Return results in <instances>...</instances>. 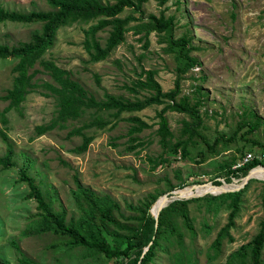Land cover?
Returning <instances> with one entry per match:
<instances>
[{"label": "rangeland", "instance_id": "obj_1", "mask_svg": "<svg viewBox=\"0 0 264 264\" xmlns=\"http://www.w3.org/2000/svg\"><path fill=\"white\" fill-rule=\"evenodd\" d=\"M0 2L6 8L17 10L49 8L45 0ZM166 5L165 12L175 14L176 33L188 31L192 35V42L199 47L192 53L198 57L200 64L185 73L181 87L182 92L190 93L199 84L205 93L200 107L203 117V125L199 128L201 134L210 142L220 133L229 135L236 127L242 110L251 109L260 116L261 123L250 136L264 142V0H168ZM160 7L156 0L143 3L145 13H158ZM129 11L130 8L126 7L121 14ZM86 25L75 21L60 26L54 44L45 51L44 57L68 69L71 77L79 80L95 96L102 97L104 91H109L132 97L133 94L123 87V83L135 77L141 66L157 70L156 79L164 90L173 86L175 61L172 53L165 51L164 43L158 42L155 32L149 34V44L144 47L140 34L130 30L106 58L93 62L88 60L82 45V29ZM38 26L39 23H0V42L12 44L28 39L31 30ZM107 33V28L99 32L102 41ZM12 64V59L0 58V94L11 85ZM37 66L41 67L39 64ZM94 73L100 76L99 83L95 82ZM36 76L37 81H51L45 72ZM43 89L39 86L29 91L20 108L12 107L6 111L5 123L0 120V130L5 132L13 149V165L0 167V261L5 264H26L19 261L22 254L34 260L29 264H86L85 258L77 255L79 249L64 251L53 246L52 243L58 238L55 234L23 232L30 223V213L36 210V202L34 198H24L27 186L25 182L17 180L21 167H27L54 209L65 208L67 217L78 213L71 195V189L76 187L75 176L96 192L110 194L128 214L134 213V210L125 206V202L137 204L150 192L165 190L161 195L173 188L212 182L214 177L224 184L227 181L217 170V161L237 153L236 146L248 149L252 145L250 141L237 137L227 149L201 162L168 151L166 154L172 157L169 162L152 167L151 158L159 157L162 149L155 132V111L161 105L153 104L122 113L123 116L137 114L151 123L138 133L142 145L134 150L127 148L129 122L120 119L114 125L109 123L103 128L86 129V133L93 138L84 152L77 153L71 148L81 141V136H68L67 131L88 118L87 114L67 122L66 127H54L38 134L35 126L49 121L56 109L54 97L42 94ZM6 103L7 100L0 99V109ZM166 114L170 128L177 134L185 113L167 111ZM245 128L238 131L237 136ZM198 138L201 136H196ZM201 144L205 145L203 142ZM5 147L0 134V155ZM178 171L183 185L169 189L167 179L177 183ZM241 177H232L228 184L240 183ZM253 178L256 180L250 181L241 195L240 210L235 225L230 229L233 240L224 238L220 258L247 241L256 232L258 222L264 215L261 199L264 178ZM52 188L57 191L55 198L51 197ZM188 207L196 230L194 240L190 239V233L180 218L178 222L184 232L186 246L197 248L196 264H204L208 245L219 226L226 222L228 209L222 205L217 213H210L205 209V204L199 201L189 202ZM204 222L212 228L208 229ZM14 241L20 248L15 247ZM170 249L174 250L175 246ZM168 255V252L159 250L153 264H172Z\"/></svg>", "mask_w": 264, "mask_h": 264}, {"label": "trees", "instance_id": "obj_2", "mask_svg": "<svg viewBox=\"0 0 264 264\" xmlns=\"http://www.w3.org/2000/svg\"><path fill=\"white\" fill-rule=\"evenodd\" d=\"M45 1L49 5L48 9L29 10L6 8L0 2V23L7 21L39 23L38 27L31 30L28 39L12 44L0 42V58L13 60L11 85L0 94V99L7 100L6 105L0 109L2 123L7 120L6 111L12 107L19 109L26 94L40 86L44 88L42 94L54 97L56 109L49 121L35 126L38 134L54 127H66L67 122L87 114L88 118L67 131L68 136L73 134L81 136V141L71 148L74 152H84L92 140L93 136L87 134L86 129L103 128L109 123L114 125L120 119L129 122L127 148L134 150L138 145H142L138 133L151 123L137 114L123 116L122 113L157 104L161 107L155 111L157 117L155 132L162 149L159 157L151 158L152 167L165 161L169 162L172 157L166 154L168 151L195 162L204 161L227 149L237 137L243 141H250L252 145L248 149L236 146L237 153H231L217 161L216 168L222 178L229 182L232 177L245 175L249 168L260 162L255 156L240 167H232L246 150L250 149L254 153L264 152V142L250 136L261 123L260 116L251 109L242 110L236 127L229 135L220 133L210 142L199 131L203 125L200 107L204 102L205 93L201 91L199 84L195 85L190 93L182 92L181 87L185 73L200 64L198 57L192 53V50L199 47L192 42V35L188 31L176 33L175 14L165 12L168 0H156L157 4L162 6L158 13H145L143 3L147 0ZM126 7L130 8V11L122 15ZM75 21L87 24L82 29V45L88 54V60L93 62L106 58L113 48L125 39V34L130 30L140 34L139 38L143 39L144 47L149 44V34L155 32L158 42L164 43L165 51L173 55L175 61L173 86L164 90L156 79L157 70L141 66L135 77L123 83V87L133 94L132 97L109 91H104L102 97L95 96L79 80L71 77L68 69L58 65L53 59L44 57L45 51L55 42L57 29ZM106 28L108 33L102 41L99 32ZM40 72L47 73L51 81L46 79L37 81L36 74ZM93 76L95 82L99 83L100 76L97 73ZM167 111L183 112L186 115L181 119L177 134L169 126ZM243 127L246 128L237 136V132ZM0 134L6 145L5 151L0 155V167L8 168L13 165L12 144L7 140L4 131L0 130ZM196 136L201 138L196 139ZM201 142L205 145L203 146ZM193 149L195 151L192 154ZM256 173L264 174V169L258 168L251 172L252 175ZM177 175L179 176L177 183L167 179L169 189L183 185L179 171ZM17 180L25 182L27 186L24 198H34L36 202V210L30 213V223L23 232L55 234L58 238L52 243L53 246L64 251L79 249L77 255L85 258L86 264H153L159 250L168 252L172 264H196L197 248L186 246L184 232L178 222L180 218L182 225L190 233V239L194 240L196 230L188 207L191 201L204 203L205 209L210 213H217L222 205L228 209L226 222L219 226L208 245L204 264H264V215L258 222L256 232L247 241L240 243L220 258L224 238L226 237L228 241L233 240L230 229L235 225V218L240 210L241 195L250 181L256 178H249L237 190L173 199L159 210L156 224L150 207L152 210L153 202L165 190L150 192L137 204L125 202V206L134 210V213L126 214L121 209L120 202L110 194L96 192L82 184L75 176L76 187L71 189V195L78 213L67 217L65 208L52 207L51 201L46 199L41 186L27 171V167L19 169ZM211 180L215 184L221 182L215 177ZM51 197H57L55 188L51 189ZM261 199L264 203V193ZM204 225L208 229L212 228L208 223L204 222ZM13 244L20 248L17 242L14 241ZM173 246L175 249L171 250ZM19 261L26 264L34 262L25 254L21 255ZM0 264L5 263L0 261Z\"/></svg>", "mask_w": 264, "mask_h": 264}, {"label": "water", "instance_id": "obj_3", "mask_svg": "<svg viewBox=\"0 0 264 264\" xmlns=\"http://www.w3.org/2000/svg\"><path fill=\"white\" fill-rule=\"evenodd\" d=\"M251 177H254L252 174H251V169H249L248 171H247V173L245 174V175H243L242 177H241V181H240V183H238V184H235L234 186H224L223 185V182L221 181L219 184H215V183H213V182H211V181H208V182H204V183H195V184H192V185H190V186H183V187H178V188H173V189H171V190H169L168 192H165V193H163V194H161V195H159L156 199H155V201L153 202V204L156 202V201H158V207H157V209L155 210V211H152L151 210V207H150V212L152 213V215H153V217L155 218V224H156V220H157V216H158V213H159V210L164 206V205H166L169 201H171V200H173V199H180V198H187V197H193V196H197V195H201V194H203V193H205V192H192L191 194H189V195H185L184 193H185V190L187 189V188H193V187H195L196 185H201V184H209V185H211V186H216V187H218L219 189H217V191H210V190H208V191H210L209 193H221V192H224V191H229V190H237V189H239L241 186H243L247 181H248V179L249 178H251ZM225 184H228V182H225ZM190 191H192V190H190ZM207 192V191H206ZM152 204V205H153ZM151 205V206H152ZM147 247H145V249H146Z\"/></svg>", "mask_w": 264, "mask_h": 264}, {"label": "bare ground", "instance_id": "obj_4", "mask_svg": "<svg viewBox=\"0 0 264 264\" xmlns=\"http://www.w3.org/2000/svg\"><path fill=\"white\" fill-rule=\"evenodd\" d=\"M258 168H263L264 169V167H257V168H254L253 170H255V169H258ZM252 170V171H253ZM251 171V172H252ZM253 176H255V177H259V178H264V175L262 174V173H256V174H253ZM224 186L226 185V186H232V185H235V184H223ZM217 189H219L218 187H216V186H211V185H209V184H201V185H196L195 187H193V188H187L186 190H185V195H189V194H191L192 192H206V191H208V190H210V191H217ZM190 190H192V191H190ZM157 207H158V201H156L154 204H153V206H152V211H155L156 209H157Z\"/></svg>", "mask_w": 264, "mask_h": 264}, {"label": "built area", "instance_id": "obj_5", "mask_svg": "<svg viewBox=\"0 0 264 264\" xmlns=\"http://www.w3.org/2000/svg\"><path fill=\"white\" fill-rule=\"evenodd\" d=\"M257 157L259 159V163H257L256 165L252 166L251 168V171L254 169V168H257V167H264V152H261V151H258L257 153H254L252 151H248V152H245L243 154V156L238 160L236 161L232 167H240L242 166L245 162H247L248 160L252 159L253 157ZM255 177V176H254ZM224 181V180H223Z\"/></svg>", "mask_w": 264, "mask_h": 264}]
</instances>
